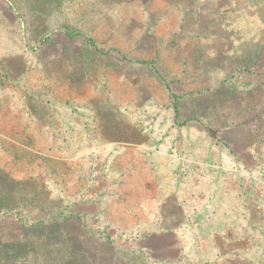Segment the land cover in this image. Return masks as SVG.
Returning <instances> with one entry per match:
<instances>
[{
	"label": "rangeland",
	"instance_id": "rangeland-1",
	"mask_svg": "<svg viewBox=\"0 0 264 264\" xmlns=\"http://www.w3.org/2000/svg\"><path fill=\"white\" fill-rule=\"evenodd\" d=\"M50 1L0 0V173L143 247L137 264H264L262 207L218 219L200 198L203 154L264 75V0ZM247 182L261 194L228 189Z\"/></svg>",
	"mask_w": 264,
	"mask_h": 264
},
{
	"label": "trees",
	"instance_id": "trees-1",
	"mask_svg": "<svg viewBox=\"0 0 264 264\" xmlns=\"http://www.w3.org/2000/svg\"><path fill=\"white\" fill-rule=\"evenodd\" d=\"M259 49L258 46L249 60L245 58V68L257 61ZM0 66L9 78L12 71L8 61L1 59ZM42 193L36 185L14 181L0 173V264H137L141 256L151 257L144 254L147 250L143 247L113 245L107 232L101 233L106 241H96L95 231L87 230L79 211L55 206L46 197L41 198ZM33 207L39 214L37 220L26 221L23 211ZM7 218L12 222L18 219L15 224L20 225L21 232L17 237H5L2 219ZM104 253L115 254V261H105Z\"/></svg>",
	"mask_w": 264,
	"mask_h": 264
},
{
	"label": "crops",
	"instance_id": "crops-1",
	"mask_svg": "<svg viewBox=\"0 0 264 264\" xmlns=\"http://www.w3.org/2000/svg\"><path fill=\"white\" fill-rule=\"evenodd\" d=\"M253 78L256 79L257 84L246 93L241 101L243 106L235 107L244 117L239 120L231 119L230 122L229 132L236 131L235 138L231 139L233 135L231 133L224 142L214 141L212 149H208L203 154L206 158L203 162L206 163L202 162L204 167L211 169L205 170L202 165L200 166V172L204 175H212L213 179L212 183H204L203 186L214 188L212 192L205 190L202 192L200 198L205 203L203 209L209 210L210 207L216 212L212 217L219 215L218 219H225V215L230 219L231 214L235 216L237 210L253 213L260 210L259 207L264 210V75ZM209 146L210 144L207 148ZM237 147L242 149L238 150ZM242 179L244 181L254 179L261 194H254L252 184L249 182H247L249 185L244 184L242 191L228 189L232 186L230 180L236 184ZM257 196H260L259 202ZM226 197L228 202H232L229 205H225L223 200ZM249 221L252 222L251 219Z\"/></svg>",
	"mask_w": 264,
	"mask_h": 264
}]
</instances>
